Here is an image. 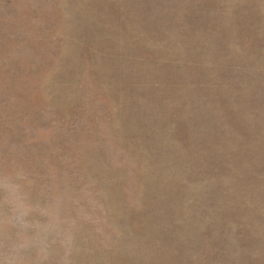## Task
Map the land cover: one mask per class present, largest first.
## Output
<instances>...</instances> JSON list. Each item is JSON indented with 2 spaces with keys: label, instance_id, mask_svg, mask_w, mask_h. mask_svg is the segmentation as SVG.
I'll return each mask as SVG.
<instances>
[{
  "label": "rangeland",
  "instance_id": "rangeland-1",
  "mask_svg": "<svg viewBox=\"0 0 264 264\" xmlns=\"http://www.w3.org/2000/svg\"><path fill=\"white\" fill-rule=\"evenodd\" d=\"M0 264H264V0H0Z\"/></svg>",
  "mask_w": 264,
  "mask_h": 264
}]
</instances>
